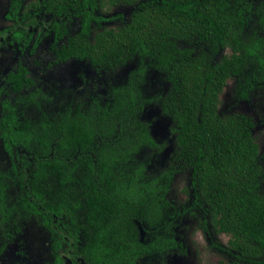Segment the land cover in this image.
I'll return each instance as SVG.
<instances>
[{
	"label": "trees",
	"instance_id": "trees-1",
	"mask_svg": "<svg viewBox=\"0 0 264 264\" xmlns=\"http://www.w3.org/2000/svg\"><path fill=\"white\" fill-rule=\"evenodd\" d=\"M73 7L81 22L72 32L58 30V41L66 35L58 60L89 63L110 78L108 92L83 89L52 121L32 130L28 120L9 127L14 114L7 112L2 131L8 150L13 157L11 142L31 150L34 167L13 175L0 171L1 225L19 231L23 219L35 220L49 234L57 262L58 249L72 242L87 264H171L173 251L185 250L184 234L179 239L174 228L187 214L198 227L193 235L222 255L209 264H264L261 150L250 118L219 108L229 79L238 77L234 101L249 99L264 80V0L34 4L68 18ZM116 7L129 11L111 14ZM127 65L131 69L115 82ZM24 84L19 77L15 88ZM154 102L170 118L173 151L150 173L147 165L162 144L141 112ZM182 172L185 198L178 205L171 191ZM15 186L22 193L10 205ZM58 214L62 223L55 222Z\"/></svg>",
	"mask_w": 264,
	"mask_h": 264
},
{
	"label": "flooded vegetation",
	"instance_id": "flooded-vegetation-1",
	"mask_svg": "<svg viewBox=\"0 0 264 264\" xmlns=\"http://www.w3.org/2000/svg\"><path fill=\"white\" fill-rule=\"evenodd\" d=\"M43 1L44 0H0V105L4 109L0 116V171H4L11 175L17 171H29L34 165L28 163L29 160H32L31 155L33 152L21 145H15L14 142H11L14 155L13 157L11 156L2 131V126L6 123L4 119L6 118L7 112L10 110L14 114V119L11 118L8 120L9 127L16 126L18 123L28 120L30 130H32L37 127V124L52 121L55 118L54 114L62 111L64 105L71 99L57 103L59 110H56L53 114L50 111L51 108L46 113V111L43 110L45 102L47 100H52V95L44 87L42 78L45 74H48L52 68H56L72 60L82 61L76 57L64 61L58 60V51L63 41L66 39V35L63 37V40L60 39V41H58L59 39L56 37L59 29H65L66 27L71 32L77 29L78 24L81 22L79 16L80 11L74 7L70 8L68 10V18L56 16L52 12L38 11L37 8H34L36 2ZM47 16H49L48 20H46ZM30 18H34L35 21L30 20ZM105 24L112 23L106 21ZM43 48L46 49V52L40 53V49ZM3 52L5 55H2ZM2 61L8 65L5 72ZM19 77H21L22 82H27V84L23 85L21 90L15 88V86L19 84ZM233 79L235 89L238 77H234ZM259 89L262 95L257 97L255 106L256 111L254 114L247 115L252 122L251 132L253 136L255 135L256 127L264 126V80L261 79L256 83V86L250 93L249 99H244L248 100V103H250ZM8 95H11L14 99H4V97ZM240 100L243 99H239L238 102H242ZM34 109L40 110L37 116L34 115ZM20 159H22V161ZM261 160L264 163V150H261ZM13 162L16 163L15 169L12 168ZM8 182L9 186H13V179H8ZM9 193L11 199L10 205H14V201L17 200V197H19L22 191L19 190L18 186H15V188H10ZM181 200H183V198H181ZM1 201L2 199H0V211ZM7 201H9V198L5 199V202ZM176 201L178 205L182 204L179 200ZM56 203L57 201H54L53 205ZM1 216L2 214L0 213V218ZM54 216L55 222L60 220V223H62V220L64 221L63 215L58 214ZM78 216L79 215H74V217L77 218L76 220L80 222ZM32 221L36 222L35 220L23 219V227L19 231L15 229L13 224L3 223L1 225L0 223V264H14L9 259L11 249H13V255H11V257L16 264L45 263V260L41 258L40 255H37V258H35L32 253L24 252V248H18V244L21 245V237L26 231L25 228L29 223H32ZM194 229L195 227H193L192 231ZM174 230V234L178 231L180 232V230L177 231L176 228H174ZM181 232L185 237L181 240H185L186 233L183 231ZM68 238L69 237H66V240ZM76 251L80 250L74 246L72 242H65L57 252L60 262L55 261L56 258H54V256L52 257L50 254V260L45 264H73V261L79 262L80 264H87L86 258L82 255L75 254Z\"/></svg>",
	"mask_w": 264,
	"mask_h": 264
},
{
	"label": "rangeland",
	"instance_id": "rangeland-1",
	"mask_svg": "<svg viewBox=\"0 0 264 264\" xmlns=\"http://www.w3.org/2000/svg\"><path fill=\"white\" fill-rule=\"evenodd\" d=\"M121 11H126L127 13L129 10L126 7H116L111 11V14H118ZM48 19L49 16L46 17V20ZM44 52H46V49H40V53ZM2 55H5V53L3 52ZM2 62L5 67V72L8 65L4 61ZM131 67L132 65H127L125 68H121L114 76L115 82H121ZM153 77H151V79H154ZM110 81V78H107L105 74H98L89 63L84 61L72 60L56 68H52V70L48 74H45L42 78L44 87L52 95V100H47L45 102L43 110L47 113V111L51 108L50 111L53 114L56 110H59L57 103L72 99V96L79 94L83 89H90L92 91L97 90L101 95H104L108 92L107 88L109 87ZM233 89L234 79H229L220 99L219 108L221 112H224L225 114H254L256 111L255 106L257 103V97L262 95L261 90H257V96L255 95L253 100L248 103V100H240L242 102L234 101L232 95ZM156 90L157 89H154V91ZM5 98H9L10 100L14 99L11 95L4 97V99ZM3 110V107L0 105V116L2 115ZM39 112L40 110L38 111L37 109H34L35 116H37ZM141 115L144 120L150 121L151 131L153 132L155 140L158 144H162L160 152L158 153V158H155L149 165H147L150 169V173H152L154 170L159 168L160 164L166 163L167 158L173 151V137L169 132V117L161 112V108L158 103L154 102L149 105H145L142 109ZM253 138L255 142L258 143L259 148L264 150V126L256 127ZM145 154L146 153L143 152L140 155L141 159L144 158ZM185 183V172L179 173L174 182V189L171 191L172 196L177 198L179 201L181 198H185V196L181 193V188ZM193 227L196 229L197 226L193 224L190 217L185 214L183 222L176 227L177 231L180 230L179 239L182 238L181 229L186 230V239L183 240L185 250L183 253L179 252L178 249H176L175 252L173 251L170 258L171 264H209L212 262H218L222 258V255L217 252L216 249H210L206 245L207 241L202 242L198 236L193 235ZM25 230L26 231L21 237V245L18 244V248H24V252L32 253L35 258H37V255H40L41 258L45 260V263L49 262V234L44 226L32 221V223H29ZM221 238L223 241L227 239L226 236ZM12 251L13 249H11V255H13ZM11 255L9 259L12 263L16 264Z\"/></svg>",
	"mask_w": 264,
	"mask_h": 264
},
{
	"label": "water",
	"instance_id": "water-1",
	"mask_svg": "<svg viewBox=\"0 0 264 264\" xmlns=\"http://www.w3.org/2000/svg\"><path fill=\"white\" fill-rule=\"evenodd\" d=\"M170 126H171V121H170V118H169V132H170ZM152 134H153V132H152Z\"/></svg>",
	"mask_w": 264,
	"mask_h": 264
}]
</instances>
